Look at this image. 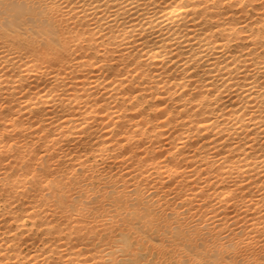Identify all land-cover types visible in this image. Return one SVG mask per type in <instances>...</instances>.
<instances>
[{
  "label": "bare ground",
  "instance_id": "6f19581e",
  "mask_svg": "<svg viewBox=\"0 0 264 264\" xmlns=\"http://www.w3.org/2000/svg\"><path fill=\"white\" fill-rule=\"evenodd\" d=\"M264 264V0H0V264Z\"/></svg>",
  "mask_w": 264,
  "mask_h": 264
},
{
  "label": "rangeland",
  "instance_id": "374dc122",
  "mask_svg": "<svg viewBox=\"0 0 264 264\" xmlns=\"http://www.w3.org/2000/svg\"><path fill=\"white\" fill-rule=\"evenodd\" d=\"M177 264V263H176Z\"/></svg>",
  "mask_w": 264,
  "mask_h": 264
}]
</instances>
